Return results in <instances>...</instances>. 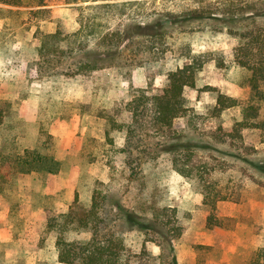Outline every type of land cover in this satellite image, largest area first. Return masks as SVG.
<instances>
[{"label":"rangeland","instance_id":"obj_1","mask_svg":"<svg viewBox=\"0 0 264 264\" xmlns=\"http://www.w3.org/2000/svg\"><path fill=\"white\" fill-rule=\"evenodd\" d=\"M38 1L0 0V264H66L56 241L91 237L69 214L92 204L102 218L99 234L125 237L128 264H244L264 245V128H243L242 139L232 138L228 130L240 108L215 109L217 91L238 99L250 94V72L234 62L238 39L195 22L162 36L120 40L135 23L200 0H45L43 19ZM96 2L114 3L97 14L107 40L90 38L86 51L73 55L61 40L58 51L40 53L42 34L74 31L80 6ZM116 41L123 43L120 54L107 53ZM187 51L212 58L196 71L195 86L185 87L184 113L173 128L209 158L204 176L229 196L217 202L228 224L223 229L206 226L203 195L172 169L162 144L169 132L149 126L150 103L142 96L160 92ZM93 56L102 65L93 71L74 65ZM26 149L58 160L59 171L20 172ZM239 155L259 162L248 165L252 179ZM163 205L176 207V222L185 228L180 237L156 216Z\"/></svg>","mask_w":264,"mask_h":264},{"label":"trees","instance_id":"obj_2","mask_svg":"<svg viewBox=\"0 0 264 264\" xmlns=\"http://www.w3.org/2000/svg\"><path fill=\"white\" fill-rule=\"evenodd\" d=\"M80 2L96 0H75ZM197 6L185 8L181 11L166 12L145 22L134 24L133 28L122 30L120 40L133 38H145L162 36L170 28L181 29L190 27L193 23L213 25L224 28L229 34L238 39L234 47V62L249 70L248 84L250 94L247 98L238 99L227 96L219 91L216 94V111L220 113L227 107L238 106L240 114L228 130V134L234 138L242 139L241 130L247 127L264 128V120L260 118L261 103L264 100V0H200ZM35 12L40 18L48 17V9L42 7L45 0H39ZM112 2L88 3L81 7L79 13V27L74 31L61 35L62 31L45 33L40 36V53L58 51L59 41L67 40L70 43V54L86 51V40L100 37L107 40V34L98 28V12L103 6H112ZM85 10H87L85 12ZM70 39V40H69ZM109 43V42H107ZM107 53L120 54L123 47L122 41L111 42ZM52 48V49H51ZM83 53V52H82ZM73 55V54H72ZM206 52L187 51L182 58V64L167 72L168 81L158 93L146 95L150 103L149 126L159 132L168 131L166 140L163 141V150L170 156L171 167L182 176L194 180L203 195V204L208 207L206 226L213 228H227V222L217 215V202L229 200V196L223 194L216 183L208 180L204 173H209V158L201 155L190 145L184 137L173 128L175 118L184 113L182 102L185 87L195 86V73L208 60L212 58ZM97 57L79 58L74 65L83 72L97 69L99 66ZM211 87V86H208ZM132 103V101H131ZM135 116V114H134ZM108 130L106 131V134ZM208 145V144H203ZM246 163L255 167L259 162L253 161L248 156H238ZM19 171L29 173L31 171L58 172L60 162L51 156L38 154L35 150L26 149L24 158L17 162ZM248 177L253 178L248 170ZM246 173V172H245ZM77 200V196L75 198ZM176 207L163 205L156 216L168 227V233L180 237L185 228L177 224L175 218ZM80 229H90L91 237L85 240H66L58 237L56 241L58 259L66 264H128L127 244L125 237L118 232L109 231L107 234H99V214L92 204L90 207L76 206L69 214ZM244 264H264V245L258 246L250 252L243 262Z\"/></svg>","mask_w":264,"mask_h":264},{"label":"crops","instance_id":"obj_3","mask_svg":"<svg viewBox=\"0 0 264 264\" xmlns=\"http://www.w3.org/2000/svg\"><path fill=\"white\" fill-rule=\"evenodd\" d=\"M0 24H1V18H0Z\"/></svg>","mask_w":264,"mask_h":264}]
</instances>
